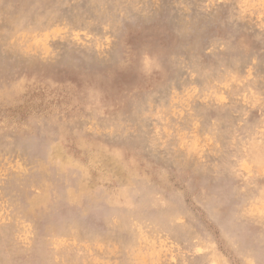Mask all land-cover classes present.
I'll use <instances>...</instances> for the list:
<instances>
[{"label": "rangeland", "instance_id": "1", "mask_svg": "<svg viewBox=\"0 0 264 264\" xmlns=\"http://www.w3.org/2000/svg\"><path fill=\"white\" fill-rule=\"evenodd\" d=\"M0 264H264V0H0Z\"/></svg>", "mask_w": 264, "mask_h": 264}, {"label": "bare ground", "instance_id": "2", "mask_svg": "<svg viewBox=\"0 0 264 264\" xmlns=\"http://www.w3.org/2000/svg\"><path fill=\"white\" fill-rule=\"evenodd\" d=\"M180 10V9H179ZM193 143V142H192Z\"/></svg>", "mask_w": 264, "mask_h": 264}]
</instances>
